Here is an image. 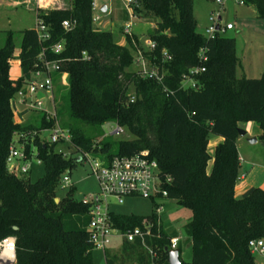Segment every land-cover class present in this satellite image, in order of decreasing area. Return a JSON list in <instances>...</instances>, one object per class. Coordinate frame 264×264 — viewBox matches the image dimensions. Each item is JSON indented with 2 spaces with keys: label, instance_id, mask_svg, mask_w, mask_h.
I'll return each mask as SVG.
<instances>
[{
  "label": "trees",
  "instance_id": "1",
  "mask_svg": "<svg viewBox=\"0 0 264 264\" xmlns=\"http://www.w3.org/2000/svg\"><path fill=\"white\" fill-rule=\"evenodd\" d=\"M93 2L69 0L65 8L36 9L50 38L40 41L35 27L22 30L18 56L22 75L17 80L10 76L15 32L8 30L0 45V243L14 239L13 264H98L88 229L90 204L77 199L73 189L56 201L62 175L75 168L79 158L63 157L57 144L36 135L26 143L25 154L42 161L44 175L33 181L32 167L20 173L7 165L16 134L53 126L43 114L40 125L18 122L13 104L17 92L41 68L43 48L46 59L59 63L60 74H68L69 118L61 124L72 137L69 149L81 155L105 153L108 158L147 149L163 173L172 176L169 198L192 214L184 225L192 241V259L184 261L179 247L181 264H257L249 242L264 239V189L236 196L241 167L237 140L240 123L256 122L264 141V73L260 78L237 76L235 38L199 33L193 0H138L134 8L138 18L155 23L148 33L155 46L142 48V56L164 76L162 82L144 77L133 69L139 38L126 35L123 45L112 31L95 29ZM245 3L255 6L264 19V0ZM65 20L71 22L68 29ZM61 41L64 49L52 51ZM194 67L205 70L196 77L197 87L184 88V76ZM111 122L133 135L120 141L116 152H111V142L97 141L103 126ZM214 136L223 141L210 153ZM111 217L123 231L142 226L146 219L155 226L145 245L124 240L120 249H108L106 264H170L165 248L171 238L162 224L157 225L155 213L113 211ZM148 247L156 251V259Z\"/></svg>",
  "mask_w": 264,
  "mask_h": 264
},
{
  "label": "built area",
  "instance_id": "2",
  "mask_svg": "<svg viewBox=\"0 0 264 264\" xmlns=\"http://www.w3.org/2000/svg\"><path fill=\"white\" fill-rule=\"evenodd\" d=\"M218 10L213 12L210 16V26L206 32L208 37H215L218 34H224L226 31L235 28L234 23L223 25L222 10L227 2H234L240 6L246 5L245 0H211ZM138 5V0H126V6L130 12L131 19L124 25V33L126 35H133L134 27L139 19L135 7ZM102 5H99L94 0L92 5L93 23L102 20ZM35 30L37 31L40 41L50 38L49 27L36 14ZM63 26L68 29L71 27V22L65 20ZM149 47L154 48L155 43L149 39L146 42ZM64 49V42L56 43L52 47V51L60 53ZM46 48H43L39 58L42 61L41 68L33 72L32 78L27 84L20 89L14 100L15 112L19 108H24L32 112H39L45 116L47 121H53V126L42 131L47 132L48 136H41L40 132L33 130L16 134L15 139L10 146L9 155L7 157V165L10 170H16L20 173H28L32 167V160L28 159L25 154V145L31 140L33 141L36 135L40 138H46L50 144L58 145V153L65 158L74 157V149L69 146L72 145V137L67 128L61 124L59 110L57 108L56 90H55V74H60V65L57 61L48 60L45 58ZM140 54V61L144 63V69L140 70L144 77L154 78L159 82L163 81V74L159 73L156 68H151L147 60ZM164 56L170 59L167 51H164ZM200 57L206 61L207 57L201 53ZM146 63V64H145ZM147 66L149 68H147ZM205 70L204 67H194L189 69V72L184 76L183 87H197L196 77ZM61 75L65 80L68 74L63 72ZM66 84V83H65ZM68 85V84H66ZM130 101L135 100V96L131 95ZM41 131V132H42ZM119 134L123 132V128L117 125L114 131ZM64 145L65 147H62ZM68 147V148H66ZM72 147V146H71ZM65 148V149H64ZM78 154V153H77ZM78 158L86 159L91 168L92 174L97 179L99 185V192L92 194L89 197H84L82 201L89 203L91 206L88 229L90 231V239L95 250H101L104 253L113 245L115 240H126L128 242L140 241L144 245L148 238L154 235L153 228L155 223L152 219H146L142 226H136L129 230H121L114 225L111 213L114 211L115 204H121L125 198L128 197H146L156 202L155 215L157 216V225H161L160 215L164 210L162 201L169 198L167 187L172 184L173 178L169 174H164L158 161L151 156L149 150L144 149L130 155L114 156L111 158L100 159L97 156H92L86 153L85 155L78 154ZM38 164L42 161L36 158ZM81 160V161H82ZM241 160V159H240ZM60 185L63 187L71 186L72 180L69 172H65L61 179ZM0 243V249L4 246L5 241ZM180 239L178 237L171 238L170 249L179 248ZM149 252L152 258H157V253L152 248ZM249 248L252 254L264 257V239H252L249 242ZM13 249L15 251V242L13 241ZM0 264H4L0 258ZM13 264V262L11 263Z\"/></svg>",
  "mask_w": 264,
  "mask_h": 264
},
{
  "label": "rangeland",
  "instance_id": "3",
  "mask_svg": "<svg viewBox=\"0 0 264 264\" xmlns=\"http://www.w3.org/2000/svg\"><path fill=\"white\" fill-rule=\"evenodd\" d=\"M43 3V8L59 7L67 0H41ZM99 5H107L109 7L108 13L104 12L102 15V20L94 23V28L97 30H103L107 21H111L114 25L112 26V32L114 33L117 41L126 40V34L122 32L124 24L131 19L130 12L126 6V0H96ZM69 2V0H68ZM194 2V15L197 20V30L199 33L208 37L206 32L207 28L210 26V16L213 12L218 10L217 5L211 0H193ZM28 4H20L15 8L0 10V45L6 39L7 31L13 30L15 32V55L12 61L11 70L13 75H18L19 65L17 59L19 58V52L22 43V30L26 28H34L36 25V13H34L30 8L35 11L36 0H32L30 6ZM38 5V4H37ZM138 25L134 27V33L139 41L136 43L138 49H140L142 54V48L148 49L149 41L148 33L153 29L155 23L153 20L147 17L140 18L137 20ZM223 25L228 23H234L235 28L226 31L224 35L235 38L236 41V55L238 58L237 64V74L240 78H260L264 73V19L260 18L257 14L256 7L253 5L240 6L230 1L224 5V10H222ZM134 65L133 69L135 71H140L144 69V63L140 61L139 52H134ZM146 64V63H145ZM147 68H149L147 66ZM66 84H69V78L65 80ZM63 81L55 82L56 90V100L57 108L60 113V120L63 122L69 118V102H68V86H64ZM67 87V88H66ZM66 88L63 99H60L58 95L62 90ZM133 87L130 88V94H133ZM20 109V108H19ZM36 114V125H40L42 114L39 112H34ZM31 111L26 110V117L30 116ZM256 127L259 125L255 122ZM245 125L242 124V128ZM117 124L114 122L107 123L103 126V131L97 141L111 142V152H116L118 149V144L122 140H131L133 135L126 129L123 128L122 133H115ZM259 131L260 128H258ZM41 136H48L47 132H40ZM261 135V134H260ZM259 135V137H260ZM257 137L258 142L251 143L249 138ZM258 136L253 135L250 131L247 136L243 138L241 142L238 143V151L243 159L240 167V177L242 178L243 173L250 172L252 170L253 164L259 169V174L264 180V141L260 140ZM65 147L64 145H61ZM65 149V148H64ZM215 148H209L210 153H214ZM74 157L79 156L76 152L73 153ZM92 155V154H91ZM97 156L100 159L106 158L107 154L99 153ZM246 170V171H245ZM45 169L44 165L38 164L36 159L32 160V171L30 177L33 181L37 180L44 175ZM72 185L67 187H59L57 190V198L63 199L71 189L74 190V196L83 200L84 197H89L92 194H97L99 192V185L96 177L91 172L89 162L84 159L77 163V166L71 171H68ZM238 180V181H239ZM156 202L152 201L146 197H128L124 199L121 204H115L113 210L121 214H134L139 216H149L156 212ZM164 210L160 215L161 224L164 231L170 237H178L180 239L179 247L182 249L181 258L188 262L192 259V241L185 233L184 225L188 222L191 212L179 205L173 199H166L162 201ZM119 241V240H115ZM116 245H113L110 249L115 251L118 250ZM3 248L0 249V254H2ZM95 261L98 264H106L105 253L101 250L93 251ZM257 264H264V257L260 255H255ZM4 262V259L1 258ZM9 260V259H7ZM191 261V260H190Z\"/></svg>",
  "mask_w": 264,
  "mask_h": 264
},
{
  "label": "crops",
  "instance_id": "4",
  "mask_svg": "<svg viewBox=\"0 0 264 264\" xmlns=\"http://www.w3.org/2000/svg\"><path fill=\"white\" fill-rule=\"evenodd\" d=\"M32 2V0H0V10H6V9H12V8H15L17 7L18 5L20 4H28L27 6H30V3ZM38 4V5H37ZM106 5V4H105ZM68 6V0L67 2L65 1L64 4H62L61 6H59L58 8H65ZM103 6V5H102ZM107 6V5H106ZM245 6V5H243ZM37 8H43V3L41 0H36V7L35 9ZM34 13H36V11L33 9V8H30ZM109 11V7L107 6V11L106 13H108ZM140 20V19H138ZM128 22V21H127ZM126 22V23H127ZM125 23V24H126ZM139 22H137L136 25H138ZM124 24V25H125ZM140 24V23H139ZM114 24L111 22V21H107L106 24H105V28L103 30H110L112 31V26ZM122 32H124V27L122 29ZM119 43L125 45L126 44V41L125 40H122V41H119ZM17 62H18V65H19V73L18 75H13L12 74V70H10V76L13 80H17L21 77L22 75V71H21V66H20V60L19 58L17 59ZM238 76V74H237ZM239 77V76H238ZM55 78V82L57 81H63V85L64 86H68L64 83V77L61 75V74H55L54 76ZM240 78V77H239ZM243 78V77H242ZM248 78V77H247ZM57 93V92H56ZM25 111L26 109L24 108H21L19 109L17 112H15V117H16V120L20 123H24V124H27V123H30V122H34L36 120V115H33V114H36L34 112L31 111V114L30 116L26 117L25 115ZM242 124L245 125L243 129H245L247 131V134L246 136L248 135L249 131L253 134V135H256L259 137V135L262 133V130L260 127H256L257 125H255V122H243V123H240L239 124V127L242 128ZM258 128H260L261 131L258 130ZM245 137V136H244ZM242 136H239L238 140H237V146H238V143L241 142L243 140ZM223 141V138L220 137V136H214L211 138L210 140V144H209V148H215L219 143H221ZM258 142V140H257ZM240 155V154H239ZM240 159H241V164H242V161L243 159L241 158L240 156ZM255 164H253L252 166V170L250 172H247V173H243V176L242 178L237 182V185H236V196L237 197H244L246 196L253 188H256V187H260V188H263L264 189V180L261 178L260 174H259V169H257L256 167L257 166H254ZM246 171V170H245ZM264 171H262L261 175H263ZM175 201V200H174ZM190 211V210H189ZM191 212V211H190ZM192 215V214H191ZM191 219V216L190 218L188 219V221ZM122 243L123 241L122 240H119V241H116L113 243V245H116L118 249H120V247L122 246ZM112 245V246H113ZM111 246V247H112ZM110 247V248H111ZM109 248V249H110ZM182 255V254H181ZM191 260V259H190ZM188 260V262L190 261ZM187 261V260H186Z\"/></svg>",
  "mask_w": 264,
  "mask_h": 264
},
{
  "label": "water",
  "instance_id": "5",
  "mask_svg": "<svg viewBox=\"0 0 264 264\" xmlns=\"http://www.w3.org/2000/svg\"><path fill=\"white\" fill-rule=\"evenodd\" d=\"M102 11L106 12L107 11V6L103 5L102 7ZM239 134L240 136L244 137L247 134V131L241 127L238 128ZM249 142L251 143H256L258 138L257 137H252L248 139ZM82 158H79V161H81ZM56 201L58 202L59 199L57 198ZM165 250L168 252V260L170 264H181V258H180V249L179 248H175V249H170L169 246H166Z\"/></svg>",
  "mask_w": 264,
  "mask_h": 264
},
{
  "label": "bare ground",
  "instance_id": "6",
  "mask_svg": "<svg viewBox=\"0 0 264 264\" xmlns=\"http://www.w3.org/2000/svg\"><path fill=\"white\" fill-rule=\"evenodd\" d=\"M13 241H14L13 238H8L5 241L4 246L2 247L3 248V252H2L3 256L0 254V258L4 259V262H3L4 264L10 263V262H5V261H9L10 259H12L11 262L14 260L15 253L10 255L14 251V249H13ZM7 259H9V260H7Z\"/></svg>",
  "mask_w": 264,
  "mask_h": 264
}]
</instances>
